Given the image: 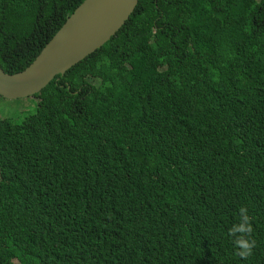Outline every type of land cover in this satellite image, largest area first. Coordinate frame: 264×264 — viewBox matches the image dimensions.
<instances>
[{
  "label": "trees",
  "instance_id": "obj_1",
  "mask_svg": "<svg viewBox=\"0 0 264 264\" xmlns=\"http://www.w3.org/2000/svg\"><path fill=\"white\" fill-rule=\"evenodd\" d=\"M84 1L0 0L3 70ZM30 98L0 117V264H264V0H140Z\"/></svg>",
  "mask_w": 264,
  "mask_h": 264
},
{
  "label": "water",
  "instance_id": "obj_2",
  "mask_svg": "<svg viewBox=\"0 0 264 264\" xmlns=\"http://www.w3.org/2000/svg\"><path fill=\"white\" fill-rule=\"evenodd\" d=\"M139 2L85 0L24 71L11 75L0 66V96L17 100L40 93L115 37Z\"/></svg>",
  "mask_w": 264,
  "mask_h": 264
},
{
  "label": "rangeland",
  "instance_id": "obj_3",
  "mask_svg": "<svg viewBox=\"0 0 264 264\" xmlns=\"http://www.w3.org/2000/svg\"><path fill=\"white\" fill-rule=\"evenodd\" d=\"M226 7H219L211 15L221 16L227 10ZM31 103V98L23 100H7L0 96V117L1 118H13L21 121L27 115L26 105Z\"/></svg>",
  "mask_w": 264,
  "mask_h": 264
},
{
  "label": "clouds",
  "instance_id": "obj_4",
  "mask_svg": "<svg viewBox=\"0 0 264 264\" xmlns=\"http://www.w3.org/2000/svg\"><path fill=\"white\" fill-rule=\"evenodd\" d=\"M89 57V56H88ZM85 60V59H84Z\"/></svg>",
  "mask_w": 264,
  "mask_h": 264
}]
</instances>
